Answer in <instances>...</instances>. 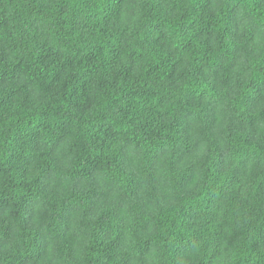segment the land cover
I'll use <instances>...</instances> for the list:
<instances>
[{"label": "trees", "instance_id": "16d2710c", "mask_svg": "<svg viewBox=\"0 0 264 264\" xmlns=\"http://www.w3.org/2000/svg\"><path fill=\"white\" fill-rule=\"evenodd\" d=\"M0 264H264V0H0Z\"/></svg>", "mask_w": 264, "mask_h": 264}]
</instances>
